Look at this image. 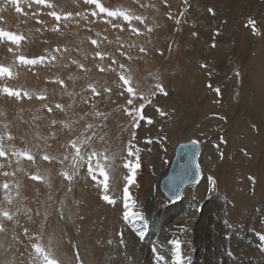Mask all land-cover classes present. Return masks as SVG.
<instances>
[{
	"label": "rangeland",
	"instance_id": "rangeland-1",
	"mask_svg": "<svg viewBox=\"0 0 264 264\" xmlns=\"http://www.w3.org/2000/svg\"><path fill=\"white\" fill-rule=\"evenodd\" d=\"M101 2L110 9L120 8L143 17L144 23L132 21L142 34L132 33L122 18L106 14L93 17L95 8L85 0H48L51 7L21 0L23 13L15 11L11 0H0V28L25 37L19 47L6 39L0 41V64L11 67L14 73L12 78H0V85L33 93L31 99L0 93V136L8 153L0 157V185L9 184L7 190L0 187V209L13 215L12 220L0 217V264H33V243L50 248L61 264H77V254L81 264H91L87 258L91 255L79 247L89 242L100 250V260L92 264H107L105 260L111 258V247L118 240L116 232L121 229L126 235L129 227L118 202L123 198L124 160L136 161L135 156H127L129 141L133 152L139 149L136 182L129 189L134 207L142 208L150 199L154 204L163 199L159 180L168 169L174 148L180 142L198 139L204 187L200 179L184 192L199 187L210 195L217 194L230 210L228 221L238 226L246 213L256 231L252 237L259 239L264 234V0ZM51 11L61 15L71 12L73 16L61 20L57 30L58 22L48 15ZM249 20L255 21L258 35L253 34ZM113 23L122 25L123 30L113 28ZM89 38L98 40L99 47ZM141 47L147 51L141 53ZM9 48L14 51L9 52ZM117 49L132 59L121 56ZM96 51L115 56L117 71L121 63L131 70L133 85L145 96L134 104L145 103L144 115L151 117V124L140 121L139 127H133L132 117L124 112L128 97L120 95L117 73L100 72L96 67L101 63L107 66L111 60L100 61L94 56ZM16 54L49 59L42 64L21 65L15 60ZM72 60L83 64L85 70ZM57 77L64 81V87L53 82ZM255 82L258 92L252 87ZM157 83L163 85L166 96L151 94ZM89 84L95 85L99 96L93 97ZM105 88L111 93H105ZM217 88L219 96L214 91ZM40 93L44 100L36 98ZM56 104L63 110L55 108ZM44 105L53 111L48 112ZM157 107L166 115L156 112ZM97 112L103 115L97 116ZM221 136L226 143L220 142ZM88 137L91 141L81 145L85 160L93 150L110 157L105 162L101 156V162L108 166V194L116 201L114 214L101 199L100 186L87 176L86 163L71 182L60 174L62 170L73 172L75 150L69 141ZM24 149L36 156L35 163L12 155V151ZM43 153L56 160H41ZM158 164H162L161 175L155 171ZM5 172L9 175H3ZM37 173L44 179L30 178ZM209 177L215 181L214 188ZM249 177H255V182ZM136 235L138 238L139 232Z\"/></svg>",
	"mask_w": 264,
	"mask_h": 264
},
{
	"label": "bare ground",
	"instance_id": "bare-ground-1",
	"mask_svg": "<svg viewBox=\"0 0 264 264\" xmlns=\"http://www.w3.org/2000/svg\"><path fill=\"white\" fill-rule=\"evenodd\" d=\"M258 68L262 69L263 66ZM258 68L257 70H259ZM253 80H251V85H253ZM255 83L256 85L252 87H255L256 92H258L257 88L259 87H257V82ZM161 169L162 164L155 165V171L160 175ZM125 172L127 175V170ZM166 173L167 171L161 176L159 182ZM134 178H136V174ZM199 184L204 187L203 179ZM193 185L186 186L178 200L171 201L163 197L159 203L154 204L153 199H150L142 208L134 207L137 212L142 214L143 218L135 222L129 220L126 235L122 233L121 229L116 232L118 240L114 243L115 247H111L113 249L111 258L105 262L107 264H172V246L168 241L178 238L182 242L181 252L185 257V264H264V240L260 238H256V240L252 237L256 231L254 226L250 225L253 224V221L250 223L251 219L248 215L245 213L240 225L233 226L228 221L230 210L226 209L224 200L219 198L217 194H208L204 188L197 187L195 191L188 189L187 193L184 192L186 188ZM195 193L197 195H194ZM119 201L120 213L122 214L123 198ZM115 207L116 203L106 205L107 210L112 214H114ZM261 210L258 212L261 213ZM228 224L231 225V228ZM138 232L137 238L136 233ZM80 237L84 238L85 236L80 235ZM83 240L85 241V239ZM153 245L156 246L157 253L165 257L163 262L155 259L152 251ZM79 247L87 255H91V257H87L89 258L88 263L92 264V262L100 260L99 255H97L100 250L94 249L90 242Z\"/></svg>",
	"mask_w": 264,
	"mask_h": 264
},
{
	"label": "snow or ice",
	"instance_id": "snow-or-ice-1",
	"mask_svg": "<svg viewBox=\"0 0 264 264\" xmlns=\"http://www.w3.org/2000/svg\"><path fill=\"white\" fill-rule=\"evenodd\" d=\"M11 3L15 6V11L17 13H23V9L20 6L21 0H11ZM35 3L39 5H45V4H48V0H35ZM85 3L88 5L94 6L95 10L92 11L91 13L93 17L99 16L103 18L102 14H106V16L110 18H117V17L122 18V20L125 23H127V26L132 33L136 35L142 34L140 29L135 27L132 24V21L135 20V21H139L140 23H144L143 17L138 16V15H133L128 10H124L120 8L110 9L108 7H105L104 4L101 2V0H85ZM165 3H166V0H165ZM48 6L51 7L52 5L48 4ZM208 11L209 13L214 14L213 9L209 8ZM48 15L53 17L58 22L57 30H59V22L61 20H70L73 16L71 12H66L63 15H61L60 13L56 11H51L48 13ZM76 15H79V13H76ZM169 18H172V17L169 16ZM0 20H2V17H0ZM106 22H109V21H106ZM38 23H42V21H38ZM177 23H179V21H177ZM249 25H252L253 34L258 35L259 32L256 31L255 29V21L249 20ZM112 27L120 28L121 30H123V26L117 23H113ZM149 31H151V29H149ZM193 35H196V33H193ZM5 39L9 41L10 43L19 47L21 41L24 40L25 37L22 34H17L13 31H7V30H4L3 28H0V41H3ZM89 39H90V43L93 46L99 47L98 40L91 39V38ZM212 46L215 47V44H213ZM122 47L123 45H121V48ZM59 50H60L59 48L56 49V51H59ZM8 51L13 52L14 50L12 48H9ZM65 51H67V49H65ZM117 51L120 52L121 56H125L129 60L132 59L131 56H128L127 53L120 51V49H117ZM146 51L147 50L144 47L140 48L141 53H145ZM94 56L95 58H98L100 61H103L106 58L111 60V63L108 64L107 66L101 63V64L96 65V67L98 71L100 72L113 71L117 73V76L119 79V88L121 89L120 95L123 96L127 94V97H128L126 101L127 107L124 108V112L126 115L132 117L133 127H139L140 121H146L147 123L151 124L153 122L151 117H146L144 115V110L146 106L145 103H140L139 106H136L134 104V101L137 99L145 100V96L142 92H138L137 87L133 85V76H132L131 70L127 68L125 64L121 63L118 65L119 71H117V68L114 67L115 65H117V60L115 56H111L108 52L96 51L94 53ZM47 59L49 58L45 56H37V57L29 58L23 54L15 55V60L17 63L21 65H28V66L35 65L38 63L42 64ZM55 59H56L55 56L51 57V60L54 61ZM71 63L76 64L80 69L85 70L84 65L78 64L76 60H72ZM201 66L206 67V65H201ZM13 75L14 73L11 67L0 64V78H4V77L12 78ZM237 75H239V73H237ZM53 82L59 84L61 87H64V81L59 79L58 77L55 78ZM87 87L88 89L91 90L93 97H97L100 95V92L97 90L95 85L89 84ZM208 87H211V84H209ZM111 91L112 90L110 88L104 89L105 93H111ZM214 91L216 92L217 96L220 95V89L217 88ZM156 92H159L160 94H163L165 96L168 94L165 88L163 87V85L159 83H157L154 86V91L151 94L155 95ZM0 93H3L7 95L8 97H14L16 99H21V98L31 99L33 95V93H30L28 91H23L19 88L9 87L7 84L0 85ZM36 98L38 100H44L46 97L42 93H40V94H36ZM85 103H87V100H85ZM147 103H151V101H147ZM44 107L47 108L48 112L53 111L52 107L48 105H44ZM55 108L63 110V106L61 104H56ZM156 112H158L161 116L166 115V113L159 107L156 108ZM96 115L102 116L103 113L97 112ZM220 119H224V117H220ZM55 123L56 121L53 120L52 124H55ZM87 127L91 128L92 125H88ZM253 127H255V125H253ZM7 138L12 139L11 135H8ZM3 139L4 137L0 136V157H5L8 154L4 149V146L2 143ZM91 139L92 137H88L86 140L69 141L71 148L75 150L72 156L73 172L70 174L68 171L62 170L60 174L64 177V179L71 182L74 179V177L79 174L80 167H82L86 163L87 176L93 182L97 183L102 189L101 199L108 204H115L116 203L115 199L108 194L109 181H110V174H109L108 166H106L105 163L101 162V156H103V160L105 162L109 161L110 157L105 153H98L95 150L87 154L86 160H85V156L82 155L81 145L87 144L89 141H91ZM151 142H152L151 140L146 141V143H151ZM220 142L226 143V141L224 140L222 136L220 137ZM198 143L199 142L197 140H191L189 144L182 145V147L189 149L192 156L195 157L199 155V152L197 150H194L198 146ZM133 147L134 146L132 145L131 141H129L128 146H127V156L128 157L135 156L136 161L134 162L131 159H125L122 165L123 168L127 169V172H128L127 175L123 176V180L125 181V183L123 184V213L122 215H123V219L126 221L127 220L136 221V220H140L143 218L140 212L133 210L135 202L132 200L131 194L129 192L130 185H132L135 182V178H134L135 171L137 168H139V162H138L139 161V155H138L139 149H137L136 152H133ZM244 154L247 155V152H245ZM12 155L17 157L18 160L20 158H23L33 163H35L36 161V156L32 154L31 151L28 149L14 150L12 151ZM220 157L221 159H223L222 152L220 153ZM40 159L43 161L50 162V161L56 160V157L49 155L47 153H43L41 154ZM67 159L68 157L65 156L64 160H67ZM59 162L63 164V160ZM0 167H2V165H0ZM187 174L192 177L193 182L198 180L199 177L201 176L200 165L199 163L195 161V159L191 161V168L189 169ZM3 175L7 176L9 175V173L5 172L3 173ZM30 178L34 181H40L44 179V177L38 173L31 175ZM249 179L255 182V177H249ZM209 183L213 186V188L215 187V181L211 177H209ZM0 187L7 190L9 188V184L7 182H4L2 185H0ZM69 191H71V188H69ZM6 198L9 199V202H10V197H6ZM172 198L176 200L180 199L179 189L173 190ZM0 217H3L5 220L13 219V215L6 209H0ZM0 231H3L2 224H0ZM27 231L28 230L25 229V233H27ZM260 239L264 240V234L260 235ZM109 243H111V241H109ZM168 243L172 246L171 248L172 264H185V257L182 255V252H181V244H182L181 240L178 238L171 239L170 241H168ZM32 248L35 252V256L33 257V264H61V262L58 259L53 257L50 248L46 249L45 247L41 246L38 243H33ZM152 251L157 261L159 262L164 261L165 257L157 253V249L155 245H153ZM76 262L77 264H81L80 257L78 254L76 256Z\"/></svg>",
	"mask_w": 264,
	"mask_h": 264
},
{
	"label": "water",
	"instance_id": "water-1",
	"mask_svg": "<svg viewBox=\"0 0 264 264\" xmlns=\"http://www.w3.org/2000/svg\"><path fill=\"white\" fill-rule=\"evenodd\" d=\"M191 140H197L198 146L194 149L199 152L198 156L193 157L189 149L182 147V145H187ZM202 145L198 139H190L188 141L180 142L176 145L172 159L168 165L166 175L161 179L159 184V189L163 194L165 199L175 201L172 198L173 190L179 189L180 194L182 190L189 185H193L199 181L193 182L192 177L188 175V171L191 168V161L195 159L198 163V157L200 156ZM181 197V196H180Z\"/></svg>",
	"mask_w": 264,
	"mask_h": 264
}]
</instances>
